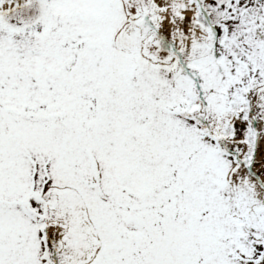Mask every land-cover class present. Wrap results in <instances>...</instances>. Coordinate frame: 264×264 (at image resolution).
Segmentation results:
<instances>
[{
  "label": "snow or ice",
  "instance_id": "obj_1",
  "mask_svg": "<svg viewBox=\"0 0 264 264\" xmlns=\"http://www.w3.org/2000/svg\"><path fill=\"white\" fill-rule=\"evenodd\" d=\"M0 264H264V0H0Z\"/></svg>",
  "mask_w": 264,
  "mask_h": 264
}]
</instances>
